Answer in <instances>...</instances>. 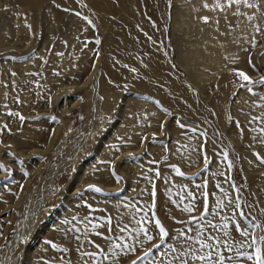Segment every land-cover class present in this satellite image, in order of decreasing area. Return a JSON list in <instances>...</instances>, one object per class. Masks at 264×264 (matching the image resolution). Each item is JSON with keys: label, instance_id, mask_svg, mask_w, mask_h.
Instances as JSON below:
<instances>
[{"label": "rangeland", "instance_id": "obj_1", "mask_svg": "<svg viewBox=\"0 0 264 264\" xmlns=\"http://www.w3.org/2000/svg\"><path fill=\"white\" fill-rule=\"evenodd\" d=\"M122 1L118 4L104 0L103 8H107L102 10L92 0H67L50 9L45 5L36 31L28 20L29 28L25 29L13 9H2L6 2L14 7L16 0H0V84L7 95L5 103L0 104V164L4 166L0 168V264H97L96 259L81 255L99 252L96 244L108 256L103 264H132L133 260L136 264H179L171 249L179 252L198 248V244L187 242L177 233L192 228L186 234L195 236L199 221L191 217L203 212L205 191L209 194L206 221L217 224L222 217L231 215L233 209L228 202L240 195L242 210L255 217L256 222H264V163L257 158V154L264 158V133L259 131L264 128V113L248 112L249 107L262 103L257 97L262 95L260 88H264V45L250 55L256 76L244 72L252 83L240 76L235 80L236 88L226 104L222 122L213 99L219 83H204L205 88L211 86L206 88L209 96L204 95L189 85L176 62L177 46L172 37L175 0ZM261 11L264 22V5ZM31 15L35 16L32 12ZM134 33L167 66L166 76L144 59L143 55L148 56L149 52L135 46ZM189 33L194 35L196 28ZM67 54L78 57L68 70L58 62ZM109 60L128 78L112 80L106 76L103 66ZM24 66L26 71L21 70ZM102 80L113 88V95L107 96L98 88ZM239 90L249 96H240ZM124 97L153 102L155 110L144 109L149 112V121H143L135 102L126 103ZM134 115V120L138 117L143 121V126L139 125L142 130L123 136L124 132L119 131L124 126L128 128ZM181 124L185 127L181 128ZM25 138L28 144L21 145L19 142ZM191 141L198 144L196 156L182 158ZM228 161L232 162L231 168ZM175 168L184 175H178ZM221 171L224 176L217 175ZM226 181L239 187L240 193L231 187V195L224 186ZM216 184L226 189L227 195ZM217 198L228 206L217 209ZM189 203L194 204L195 210L183 212L181 209ZM145 216L147 219L137 224ZM157 218L169 237L158 249L153 247L160 244L158 238L144 240L141 245L139 240L144 238L135 230L148 227L155 234L158 229L153 225ZM125 225L127 230L120 232ZM233 228L234 223H230L229 231ZM251 231L260 234L259 229ZM97 232L102 235L97 236ZM216 234L222 235V231ZM234 235L240 239L238 233ZM109 236L111 244L134 245L135 251L125 254L117 249L113 256L106 239ZM149 248L151 255L145 260L137 259ZM239 259L241 264H250Z\"/></svg>", "mask_w": 264, "mask_h": 264}, {"label": "bare ground", "instance_id": "obj_2", "mask_svg": "<svg viewBox=\"0 0 264 264\" xmlns=\"http://www.w3.org/2000/svg\"><path fill=\"white\" fill-rule=\"evenodd\" d=\"M17 4H15L14 7H11V3L6 2L4 6H2V9H13L14 12L16 11V17L17 21H23V26L25 29H28L29 26L26 25V21H30L34 28L38 29L39 23L38 17L39 14H41V10L45 5L49 7H52L53 4L56 3L59 5H63L64 3H67V0H16ZM94 6L97 9H106L104 7V0H92ZM120 3L122 0H115ZM226 1V0H225ZM224 0H175L174 3V16H173V23H172V37L176 43V48H177V55H176V62L180 66V68L185 72L184 77L191 85L193 88L197 90L199 88L204 95L209 96L210 93L207 94L206 90L209 88H205L204 83H209V82H218L219 83V90L217 93V96L214 97V95L211 97V99H214L215 107L219 110L220 116L222 118V122H225V107L226 104L229 102L230 97L233 95L235 91V86L236 83L235 80L239 77L238 73L239 72H247L252 76H256V74L253 72L250 64V55L254 51L255 48H259L262 45H264V22H262V8L264 5V0H249L250 3H258L259 7L257 8H248L247 6L240 4V5H233L231 7L228 6V3L225 2ZM70 2V1H69ZM114 2V0H113ZM123 2V1H122ZM2 3V2H1ZM109 3V2H108ZM205 4L208 5V7H205ZM217 4H220L221 7H216ZM113 5V4H111ZM124 5V4H123ZM1 6V5H0ZM72 6V5H71ZM61 8V7H60ZM50 9V8H49ZM73 9V8H72ZM223 9V10H221ZM53 10V9H52ZM6 11V10H4ZM46 11V10H45ZM59 11V10H57ZM31 12L34 13V17L31 15ZM49 12V11H48ZM62 12V10H61ZM98 12V11H97ZM113 12V11H112ZM47 14V12H45ZM53 13V12H52ZM45 14V15H46ZM58 14V13H57ZM63 14V13H62ZM1 15V14H0ZM44 15V14H43ZM44 15V16H45ZM27 16V17H26ZM251 16L253 17L252 20H249L248 17ZM59 17V16H58ZM63 17V16H62ZM77 17V16H75ZM177 17V18H176ZM205 17H207V21H205ZM12 19V17H10ZM14 18V17H13ZM35 20H34V19ZM46 18V16H45ZM48 18V16H47ZM46 18V19H47ZM51 18V17H50ZM16 19V18H15ZM43 19V18H42ZM55 20V19H54ZM14 21V19H12ZM19 21V22H20ZM43 21V20H42ZM57 22V21H56ZM22 23V22H21ZM71 24V23H70ZM14 26V25H13ZM71 26V25H70ZM21 27V26H20ZM257 27L260 29L258 32L256 29ZM10 28V27H8ZM15 28V27H14ZM19 28V27H18ZM31 28V27H30ZM69 28V27H68ZM192 28H196V33L190 34L189 32L191 31ZM4 30L7 31L6 28ZM10 30V29H9ZM12 30V29H11ZM44 30V29H43ZM76 30V29H75ZM14 32V30H12ZM23 31V30H22ZM105 31V30H104ZM10 32V31H9ZM24 32V31H23ZM27 31L26 33H28ZM35 32V31H34ZM39 32V31H38ZM75 32V31H74ZM78 32V31H77ZM80 32V31H79ZM188 32V34H186ZM5 33V32H4ZM18 34V32L16 31ZM25 33V32H24ZM70 33V32H69ZM193 33V32H191ZM7 34H9L7 32ZM23 34V33H21ZM30 34V32L28 33ZM72 34V33H71ZM76 34V33H74ZM3 35V34H2ZM6 35V34H4ZM3 35V36H4ZM11 35V34H10ZM13 35V34H12ZM37 35V33H36ZM67 35V34H66ZM73 35V34H72ZM131 35V34H130ZM17 36V35H16ZM30 37V36H29ZM7 38V37H6ZM78 38V37H77ZM133 40L132 41L135 46L140 50L143 49V52L146 53V51L149 52L148 56H144V59L149 63V65L158 73H161L166 76V68L167 66L163 65L161 58L157 55L149 51L143 43L141 42V38L136 35L135 33L133 34ZM195 38V39H193ZM74 39V38H73ZM2 40V39H1ZM112 40V39H111ZM5 41V40H4ZM28 41V40H27ZM3 42V41H2ZM6 42V41H5ZM48 42V41H47ZM75 42V41H72ZM1 44V41H0ZM12 44V43H11ZM5 45V44H4ZM1 46V45H0ZM62 46V45H61ZM65 46V45H64ZM63 46V48H64ZM72 46V45H71ZM75 47V45L73 44ZM2 47V46H1ZM3 48V47H2ZM57 48V47H56ZM71 48V47H70ZM110 48V47H109ZM108 48V49H109ZM60 49V48H59ZM65 49V48H64ZM62 50V49H61ZM67 50V49H66ZM110 50V49H109ZM60 51V50H59ZM58 51V52H59ZM68 51V50H67ZM68 53V52H67ZM73 53V52H72ZM75 54V53H74ZM55 55V54H54ZM68 55V54H67ZM72 55V56H71ZM59 56V55H58ZM57 57V55H56ZM86 57V56H85ZM123 57V55H122ZM54 58V57H52ZM78 57L74 58L73 54H69L68 57H60L59 58V63L65 67L66 70L70 69L71 67L73 68V65H75V61ZM84 58V57H83ZM51 59V58H50ZM125 59V57H124ZM37 60V59H35ZM57 62V59H54ZM34 61V58H33ZM39 61V60H38ZM51 61V60H50ZM108 61V60H107ZM110 61V60H109ZM7 62V61H6ZM24 62V61H23ZM21 62V65L22 63ZM55 62V63H56ZM10 63V62H9ZM8 63V64H9ZM53 63V62H52ZM11 65H14L10 63ZM25 64V63H23ZM4 65V64H3ZM28 65V64H26ZM33 66V64H32ZM36 66V65H35ZM11 67V66H10ZM16 67V66H15ZM31 67V66H30ZM57 67V66H56ZM104 67V72L109 75V77L112 80H120L124 78H128L124 72L118 68L113 62H106ZM166 67V68H165ZM12 68V67H11ZM22 71L27 70V66L22 67ZM76 70V69H74ZM6 71V70H5ZM10 71V70H8ZM85 71V70H84ZM3 72V71H2ZM73 72V71H72ZM83 72V71H82ZM99 72V71H98ZM155 72V73H156ZM253 72V73H252ZM4 73V72H3ZM10 73V72H9ZM91 73V72H90ZM94 73V72H93ZM97 73V71H96ZM11 74V73H10ZM72 74V73H71ZM95 74V73H94ZM87 75V74H86ZM89 75V73H88ZM93 75V74H92ZM91 75V76H92ZM212 75V76H210ZM24 76V74H22ZM97 76V75H96ZM99 76V75H98ZM97 76V77H98ZM87 77V76H86ZM123 77V78H122ZM105 78V77H104ZM11 80V79H9ZM111 80V81H112ZM125 80V79H124ZM127 80V79H126ZM116 82V81H115ZM96 83V82H95ZM100 84V83H99ZM138 84V83H137ZM210 84V83H209ZM3 85V84H2ZM141 85H139L140 87ZM98 88L101 89L103 94L110 96L113 95V88L104 80L101 81V85ZM263 88V87H262ZM2 87L0 84V104L5 103V96L2 92ZM77 89V88H76ZM143 89V88H142ZM215 89V88H214ZM212 89V91L214 90ZM262 90V95L257 97V100H260V104H255L253 107L248 108L249 113H254V112H263L264 113V88ZM151 92V91H150ZM149 92V93H150ZM248 92H244L239 90L240 96L243 94H247ZM212 94V93H211ZM214 94V93H213ZM96 95V94H95ZM248 95V94H247ZM259 95V94H258ZM239 96V97H240ZM249 96V95H248ZM243 97V96H242ZM247 97V96H246ZM245 97V98H246ZM244 98V99H245ZM25 99V98H24ZM125 99V97H124ZM241 99V98H240ZM126 100V99H125ZM7 101V100H6ZM9 101V100H8ZM24 101V100H23ZM26 101V100H25ZM24 101V102H25ZM29 101V100H27ZM213 101V100H212ZM242 101V100H241ZM23 102V103H24ZM124 102V100H123ZM126 103L129 102H135L136 104V109L141 110L143 116V121H149V118L147 117L149 112L144 110V109H153L154 108V103L150 102L148 100H143V99H128L125 101ZM232 103V102H231ZM243 103V101H242ZM27 104V103H26ZM74 104V103H73ZM139 104V105H137ZM236 104V103H234ZM239 104V102H238ZM241 104V103H240ZM247 104V102H246ZM253 104V103H252ZM25 105V104H24ZM23 105V107H24ZM28 105V104H27ZM71 105V104H70ZM75 105V104H74ZM108 105V104H107ZM125 105V104H124ZM128 105V104H126ZM243 105V104H242ZM1 106V105H0ZM72 106V105H71ZM109 106V105H108ZM238 106V105H237ZM236 106V107H237ZM27 107V106H26ZM65 107V106H64ZM106 107V106H105ZM129 107V106H128ZM131 107V106H130ZM241 107V106H239ZM243 107V106H242ZM2 109L4 108L3 106L1 107ZM63 108V107H62ZM127 109V107H125ZM157 108V107H156ZM232 108V106H231ZM247 108V107H246ZM28 109V108H25ZM68 109V108H67ZM133 109V108H132ZM237 109V108H236ZM235 109V110H236ZM6 110V109H5ZM130 110V109H129ZM134 110V109H133ZM132 110V111H133ZM233 110V109H232ZM237 109L236 111H238ZM25 111V110H24ZM40 111V110H39ZM126 111V110H125ZM137 111V110H136ZM135 111V113H136ZM64 112V111H63ZM124 112V111H123ZM122 112V114H123ZM3 113V112H2ZM0 113V114H2ZM128 113V111H127ZM134 113V114H135ZM235 113V112H234ZM238 113V112H237ZM133 115V113H130ZM245 114V113H242ZM138 117L140 116L137 113ZM237 115V114H236ZM240 115V114H239ZM246 115H249L248 113ZM256 115V114H255ZM258 115V114H257ZM238 116V115H237ZM245 116V115H243ZM135 115L131 118L132 121L130 122L128 128L124 130H121L119 132H124L123 136L131 135L133 132H139L141 127V123L138 119L140 118H135L133 119ZM239 117V116H238ZM123 117H121L122 119ZM241 118V117H240ZM249 118H251L249 116ZM124 119V118H123ZM245 120L248 119V116L245 118ZM2 120V119H1ZM127 120V118H126ZM137 121V125L136 124ZM242 120V118L240 119ZM244 120V121H245ZM261 120V119H260ZM3 121V120H2ZM1 121V122H2ZM122 121V120H121ZM125 121V119H124ZM128 121V120H127ZM264 121V120H262ZM242 122V121H241ZM228 123V122H227ZM226 123V124H227ZM31 124V123H30ZM29 124V125H30ZM32 124H35L32 122ZM118 124V123H117ZM120 124V123H119ZM124 124V123H123ZM128 124V123H127ZM152 124V123H151ZM225 124V123H224ZM26 125V124H25ZM39 126V124H37ZM125 125V124H124ZM3 126V125H2ZM33 126V125H32ZM41 126V125H40ZM47 126V125H46ZM122 126V125H121ZM120 126V127H121ZM143 126V123L142 125ZM226 126V125H225ZM224 126V127H225ZM31 127V126H29ZM118 127V126H117ZM145 127V126H144ZM60 129V127H57ZM34 129V127H33ZM121 129V128H118ZM145 129V128H144ZM61 130V129H60ZM117 130V129H116ZM58 131V130H57ZM118 131V130H117ZM33 132V131H31ZM40 132V131H39ZM38 132V133H39ZM56 132V131H55ZM118 132V133H119ZM142 132V131H141ZM140 132V133H141ZM144 132V131H143ZM24 133V132H23ZM37 133V132H36ZM58 133V132H56ZM65 133V132H64ZM27 135V133H26ZM25 135V136H26ZM33 133L28 134V136L32 139L33 138ZM35 135V133H34ZM40 135V133H39ZM42 135V133H41ZM20 136V135H19ZM56 136V135H55ZM54 136V137H55ZM60 136V135H59ZM116 136V135H115ZM121 136V135H120ZM24 137V136H23ZM37 137V136H36ZM130 137V136H129ZM22 138V137H20ZM35 138V136H34ZM38 138V137H37ZM40 138V137H39ZM57 138V137H55ZM54 139V138H53ZM132 139L133 135H132ZM33 140V139H32ZM39 140V139H37ZM51 140V139H50ZM56 140V139H55ZM126 141V139H124ZM135 140V139H134ZM22 141H25V143H21ZM19 142L21 145H26L28 144V141L26 138ZM110 141V140H109ZM133 141V140H132ZM14 142V141H13ZM12 142V143H13ZM16 142V141H15ZM37 142V141H36ZM108 142V141H107ZM15 144V143H14ZM18 144V143H17ZM19 144V145H20ZM190 149L189 151H186L183 155H181L182 158L189 157L190 156H196V152L198 151V144L196 141H191L189 143ZM16 145V144H15ZM188 145V144H186ZM120 147V146H119ZM34 148V147H33ZM103 148V147H102ZM155 148V147H154ZM115 149V148H114ZM17 150V149H16ZM25 150V149H24ZM35 150V148L33 149ZM157 150V147H156ZM22 151V150H20ZM31 151V150H30ZM104 151V150H103ZM106 151V149H105ZM104 151V152H105ZM180 151V150H179ZM178 151V152H179ZM23 152V151H22ZM36 151H32V153H35ZM103 152V154H104ZM112 152V151H111ZM108 152L109 155L111 156L113 153ZM121 152V151H119ZM19 153V152H18ZM26 153V151H25ZM25 153L23 156H25ZM31 153V152H30ZM123 153V152H122ZM161 153V152H160ZM20 154V153H19ZM173 154V152H172ZM175 154V153H174ZM173 154V155H174ZM28 155V154H27ZM107 155V154H106ZM105 155V156H106ZM161 155V154H160ZM102 156V155H101ZM104 156V157H105ZM108 156V155H107ZM117 156V155H116ZM115 156V157H116ZM118 156H121L118 155ZM117 156V157H118ZM22 157V156H21ZM178 157V154L177 156ZM180 157V158H181ZM106 158V157H105ZM108 158V157H107ZM106 158V159H107ZM193 158V157H192ZM105 159V160H106ZM110 159V158H109ZM104 161V160H103ZM108 161V160H107ZM183 161V160H182ZM96 167V166H95ZM39 168V167H38ZM99 168V166L97 167ZM104 168V167H103ZM89 170V169H88ZM98 170V169H97ZM102 170V169H101ZM32 171V170H31ZM91 172V171H90ZM89 172V173H90ZM106 172V171H105ZM100 173V172H98ZM91 174V173H90ZM97 174V173H96ZM107 172L105 173V175ZM105 177V176H104ZM225 188L230 192L232 195V189L230 182L226 181V185H224ZM6 195V193H5ZM117 202V201H116ZM115 203V201H114ZM119 203V202H118ZM117 203V204H118ZM116 204V203H115ZM120 205V203H119ZM122 205V204H121ZM117 206V205H116ZM119 207V206H118ZM123 209V207H121ZM120 209V208H119ZM121 209V210H122ZM125 209V208H124ZM114 210V209H113ZM117 210V209H116ZM124 211V210H123ZM126 211V210H125ZM131 211V210H130ZM114 212V211H113ZM128 212V211H127ZM125 213V212H124ZM126 214V213H125ZM129 214V213H127ZM21 231V230H20ZM69 231V230H68ZM21 234V232H19ZM71 233V232H70ZM69 234V232H68ZM76 234V233H75ZM70 236V235H69ZM79 236V235H78ZM64 237V236H63ZM111 253V252H109Z\"/></svg>", "mask_w": 264, "mask_h": 264}, {"label": "snow or ice", "instance_id": "obj_3", "mask_svg": "<svg viewBox=\"0 0 264 264\" xmlns=\"http://www.w3.org/2000/svg\"><path fill=\"white\" fill-rule=\"evenodd\" d=\"M227 3L229 7L240 4H243L248 8L259 7L258 3H250L249 0H227ZM205 7H208V5L205 4ZM216 7H221V5L217 4ZM77 15H79V13H77ZM84 19H87V17H85ZM204 19L205 21H207L208 18L205 17ZM248 19L252 20L253 17L249 16ZM89 23H91V21H89ZM256 30L258 32L260 31L258 27ZM97 43H99V41H97ZM132 71L136 70L132 69ZM238 75L245 81L252 83L250 77L247 76L244 72H239ZM249 91H251V89H249ZM21 119H23V117H21ZM255 119L257 118L253 117V120ZM180 127L183 128L185 127V125L181 124ZM192 131H196V129H192ZM259 131L261 133H264V128H260ZM224 155L225 159H227V153H225ZM257 158L260 159L262 163H264V158L260 157L259 154H257ZM2 167L4 166L0 164V168ZM228 167H232L231 161H228ZM175 171L178 175H184V173L181 172L179 168H175ZM157 175H159V173H157ZM217 175L224 176L225 173L221 171L218 172ZM216 187L219 188L222 193L227 195V190L221 187L220 184H216ZM231 187L235 188L237 194L240 193V188L237 187L234 183L231 184ZM90 188H93L97 192L100 191V189L95 186H90ZM152 195L155 196L156 193L153 192ZM208 195V192H203V212L201 213V215L199 217H191L193 221H199V227L196 231L195 236L186 234L192 232V228H187L185 231L177 233L180 238L185 239L187 242H194L198 244V248L189 247L186 251L179 252L173 248L171 249V251L175 254L174 259L178 260L179 264H192L193 261L196 262V264H241V260L239 258H242L244 261L250 262V264H264V222H256L255 217H252L250 214H246L242 210L240 195H235L234 198L230 199L228 202L233 209L231 215L222 217L221 222L217 224H213L211 220L206 221L205 218L209 214V204L207 199ZM192 198L193 200L195 199V197ZM181 199H183V197H181ZM227 206L228 205H225L220 198H217V209ZM154 207L155 204H153V208ZM249 207H251V205H249ZM181 210L183 212L192 213L195 210V206L192 203L185 204ZM261 212L264 213V209H261ZM145 219H147L146 216L141 217V219L137 221V224H141ZM245 221L247 223H245ZM230 223H234V228L232 231H229ZM93 227L96 226L94 225ZM153 228L158 229V232L153 234L148 227H140L135 231L138 236L142 234L144 238L142 240H139V243L141 245L144 243V240L151 242L154 239L158 238L160 240V244H156L153 246L158 249L160 245L165 242V238H168L170 234L166 230L164 224L158 218L155 220ZM207 228H211L214 231L206 233L204 229ZM251 229H259L260 234L251 231ZM111 230V228H108V231ZM119 230L120 232H124L127 230V226L125 225L124 227H120ZM77 231L79 230L77 229ZM221 231L222 235L216 234ZM234 233H238L240 239H236ZM96 235L100 236L102 235V233L97 232ZM106 239L110 242L109 250L112 252L113 256L117 255V249L125 254L129 251H135L134 245L111 244V236L107 237ZM51 246L53 248L57 247L54 243H51ZM95 247L99 249V252H82L81 255L96 259L97 264H103V260H107L108 256L105 254V250L101 248L99 244H96ZM64 251H67V249H64ZM151 253L152 248H149L144 252L142 257H138L137 259L145 260L149 255H151ZM99 257H102L103 259L101 260L99 259ZM85 264H87V261H85ZM132 264H136V261L133 260Z\"/></svg>", "mask_w": 264, "mask_h": 264}]
</instances>
